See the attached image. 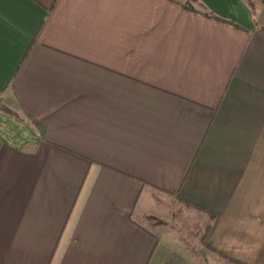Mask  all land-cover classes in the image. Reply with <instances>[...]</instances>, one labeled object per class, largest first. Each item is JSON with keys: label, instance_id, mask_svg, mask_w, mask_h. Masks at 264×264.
<instances>
[{"label": "crops", "instance_id": "0c3cea01", "mask_svg": "<svg viewBox=\"0 0 264 264\" xmlns=\"http://www.w3.org/2000/svg\"><path fill=\"white\" fill-rule=\"evenodd\" d=\"M192 2L0 0V264H264V0Z\"/></svg>", "mask_w": 264, "mask_h": 264}, {"label": "rangeland", "instance_id": "374dc122", "mask_svg": "<svg viewBox=\"0 0 264 264\" xmlns=\"http://www.w3.org/2000/svg\"><path fill=\"white\" fill-rule=\"evenodd\" d=\"M185 3L188 5H194L195 3L192 2V0H185ZM196 7V6H195ZM162 196H154L153 199L149 198V202L152 205H155L156 203V207L159 206L160 202H156L158 201V199H161ZM163 203H167L168 201L162 199ZM158 208V207H157ZM192 210L189 211V208H187L186 206H181V210L175 215L174 220H172L170 222V225H172L173 227H175L174 229H177V231L179 233H181L182 237L186 238V237H191L193 239H195L196 234H197V225L201 223V219L198 216L199 214H194L193 212H191ZM198 213V212H197ZM177 218V219H176ZM178 218H180V221L178 220ZM175 222H178L175 224ZM184 238V240H185ZM192 241L190 240L189 243H191ZM185 243L189 244L186 240ZM195 247L193 244H189V248L192 251H195Z\"/></svg>", "mask_w": 264, "mask_h": 264}]
</instances>
